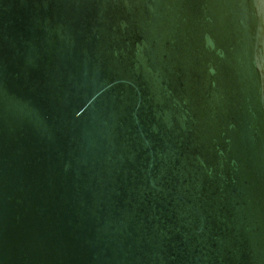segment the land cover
Returning a JSON list of instances; mask_svg holds the SVG:
<instances>
[{
	"label": "water",
	"instance_id": "95a60500",
	"mask_svg": "<svg viewBox=\"0 0 264 264\" xmlns=\"http://www.w3.org/2000/svg\"><path fill=\"white\" fill-rule=\"evenodd\" d=\"M0 264H264V0H0Z\"/></svg>",
	"mask_w": 264,
	"mask_h": 264
}]
</instances>
